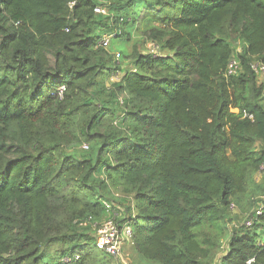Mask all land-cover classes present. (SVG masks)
Returning a JSON list of instances; mask_svg holds the SVG:
<instances>
[{"label":"trees","instance_id":"trees-1","mask_svg":"<svg viewBox=\"0 0 264 264\" xmlns=\"http://www.w3.org/2000/svg\"><path fill=\"white\" fill-rule=\"evenodd\" d=\"M72 1L0 0V264H118L94 224L119 198L137 264H213L225 240L222 264H264V211L229 227L261 202L264 0ZM104 33L160 53L121 70Z\"/></svg>","mask_w":264,"mask_h":264},{"label":"built area","instance_id":"built-area-1","mask_svg":"<svg viewBox=\"0 0 264 264\" xmlns=\"http://www.w3.org/2000/svg\"><path fill=\"white\" fill-rule=\"evenodd\" d=\"M76 1H72L69 4V7L73 9L75 6ZM94 12L98 15H108V10L105 7L98 6L95 8ZM115 37L113 33H104L102 38L99 41V47L108 50L111 46L112 40ZM147 49L149 50L150 54L156 56L160 53V49L157 45L153 43L147 44ZM117 59L120 58V53H117ZM240 62L236 58V55L230 61L227 70L226 76H234L240 71ZM252 69L260 79V82L264 86V61L257 60L252 64ZM66 90V87L63 86L60 88V95ZM262 98L264 100V89L262 92ZM232 112L239 113V110L232 109ZM243 118H248L253 120L254 116L248 113L243 114ZM83 149H88L89 146L87 144H83ZM261 172L264 171V165L261 167ZM106 211H111L112 209L116 208V204L112 201H104L103 202ZM233 207V206H232ZM264 211V197L262 201L258 204L257 208L254 210V215L247 220L246 227H250L254 224L255 220L262 215ZM117 218L111 216L108 219L103 220L101 223H95L94 227L96 229V247L98 250H101L108 255L112 256L115 261L122 263V264H130L125 257L124 254V247L126 246V240L130 239L133 234L132 227L130 225H125L120 227L117 223ZM83 224V223H82ZM227 252V246H222V253L218 256L217 260L213 264H222L223 256ZM80 259L79 254H75L74 257H65L63 259L64 262H71V261H78Z\"/></svg>","mask_w":264,"mask_h":264},{"label":"rangeland","instance_id":"rangeland-1","mask_svg":"<svg viewBox=\"0 0 264 264\" xmlns=\"http://www.w3.org/2000/svg\"><path fill=\"white\" fill-rule=\"evenodd\" d=\"M120 40V39H119ZM117 37H114V39L112 40L111 46L110 48L107 50L109 51L111 54H115L114 57H117V53H123L125 54V56L129 57V54H133L135 51H139L141 53H146L147 52V45L144 42V39L142 37H140L137 33H135L132 36V39L129 40H120L119 41ZM138 53V52H135ZM120 54V58L121 61H117V65L120 66L121 70H131L133 68V66L131 65V60L130 58H124ZM116 60H118L117 58H115ZM118 75H120L121 73H117ZM122 75V74H121ZM106 99V98H103ZM106 129V130H105ZM117 131L120 132L121 130H117L113 127H109L108 125H106L105 127H102L101 129V134H103L102 132H108V131ZM88 145V144H87ZM259 185H264V172L263 173H258L255 175L254 177V185H251V189L250 191H252V193L256 194V200L257 201H262V198L264 197V192H262L261 190H258L259 187L256 186ZM121 201H123V198L119 200H116L114 203L116 204V208L112 209L111 211H107V215L108 218H110L111 216H115L116 218H124V214H125V204H121ZM246 201L243 203V205L245 206V210H240L238 209V207L234 208L231 211V218L233 219L232 222L229 223V227L230 229L235 228H243L244 226H246L247 220H249L250 213L253 211V208L255 206L249 207L246 205ZM126 205H127V201H126ZM83 226H87L86 224ZM224 247L227 246V241L225 240ZM59 250H60V246L58 245H54V246H48L47 248L45 247L44 251L51 257H59ZM221 253H222V249H221ZM220 253V254H221ZM124 254L126 259L128 260V263L130 264H137V260L135 258V253L132 251V247L129 246V244H127L124 247ZM112 263V262H111ZM113 264V263H112ZM117 264V263H115ZM119 264V262H118ZM122 264V263H120Z\"/></svg>","mask_w":264,"mask_h":264},{"label":"crops","instance_id":"crops-1","mask_svg":"<svg viewBox=\"0 0 264 264\" xmlns=\"http://www.w3.org/2000/svg\"><path fill=\"white\" fill-rule=\"evenodd\" d=\"M116 75H118V74H116ZM116 79H119V76H113L111 79H110V82L108 81V85H110L114 80H116ZM233 207H232V210L234 209V208H236L235 207V205H232Z\"/></svg>","mask_w":264,"mask_h":264}]
</instances>
